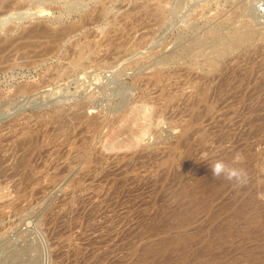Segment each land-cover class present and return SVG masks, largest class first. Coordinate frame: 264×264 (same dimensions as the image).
<instances>
[{
  "label": "rangeland",
  "instance_id": "rangeland-1",
  "mask_svg": "<svg viewBox=\"0 0 264 264\" xmlns=\"http://www.w3.org/2000/svg\"><path fill=\"white\" fill-rule=\"evenodd\" d=\"M261 2L0 0V264H264Z\"/></svg>",
  "mask_w": 264,
  "mask_h": 264
},
{
  "label": "clouds",
  "instance_id": "clouds-1",
  "mask_svg": "<svg viewBox=\"0 0 264 264\" xmlns=\"http://www.w3.org/2000/svg\"><path fill=\"white\" fill-rule=\"evenodd\" d=\"M214 177L224 176L228 180L239 179L240 173L235 169L228 168L223 161H216L210 168Z\"/></svg>",
  "mask_w": 264,
  "mask_h": 264
},
{
  "label": "bare ground",
  "instance_id": "bare-ground-1",
  "mask_svg": "<svg viewBox=\"0 0 264 264\" xmlns=\"http://www.w3.org/2000/svg\"><path fill=\"white\" fill-rule=\"evenodd\" d=\"M257 6H260V7H262V8H264V2H261V4H258ZM256 10V9H255ZM258 10V14L261 16L262 15V13H260V11H259V9H257ZM42 28V27H41ZM38 32V31H37ZM251 29L250 28H248V30H246L244 33H242L241 35H238V36H236V42L238 43V42H241V41H243L244 39H246L247 37H251ZM30 33H31V31H30ZM34 33V32H33ZM40 33V32H39ZM28 34V33H27ZM41 37V36H40ZM43 37V36H42ZM248 40V39H247ZM51 51V50H50ZM86 105V104H85ZM84 106V105H83ZM82 107V106H81ZM91 107V106H90ZM82 109V108H81ZM80 113V112H79ZM77 114V113H76ZM81 114H84V113H81ZM77 116H75V118H76ZM73 118H74V116H73ZM64 126V125H63ZM60 127V126H59ZM50 128V127H49ZM83 129V128H82ZM187 137H185V139H186ZM70 140V139H69ZM78 142V141H77ZM20 146V145H19ZM34 157V156H33ZM33 161V160H32ZM72 162V161H71ZM17 165V164H16ZM35 170V169H34ZM54 173H55V171H54ZM26 174H27V172H26ZM67 180V179H66ZM24 181V180H23ZM2 182V181H1ZM31 184V183H30ZM75 184V183H74ZM47 188V187H46ZM17 220V219H16ZM25 222V221H24ZM28 223V222H27ZM33 224V223H32ZM31 227V226H30ZM24 229V228H23ZM26 237V236H25ZM7 240V239H6ZM12 245V244H11ZM3 249V248H2ZM15 249V248H14ZM27 249V248H26ZM25 253V252H24ZM142 255V254H141ZM9 256V255H8ZM11 258V257H10ZM13 258H14V255H13ZM12 258V259H13ZM100 258V257H99ZM3 259V258H2ZM21 259V258H20ZM166 259V258H165ZM9 260H11V259H9ZM13 262V261H12ZM11 262V263H12ZM18 262V261H17ZM27 262V261H26ZM26 262H24V263H26ZM14 263V262H13ZM29 263V262H28ZM17 264V263H16ZM27 264V263H26Z\"/></svg>",
  "mask_w": 264,
  "mask_h": 264
},
{
  "label": "built area",
  "instance_id": "built-area-1",
  "mask_svg": "<svg viewBox=\"0 0 264 264\" xmlns=\"http://www.w3.org/2000/svg\"><path fill=\"white\" fill-rule=\"evenodd\" d=\"M258 9H259L260 13L264 14V8L258 6Z\"/></svg>",
  "mask_w": 264,
  "mask_h": 264
}]
</instances>
